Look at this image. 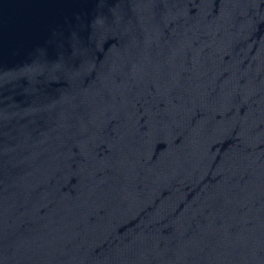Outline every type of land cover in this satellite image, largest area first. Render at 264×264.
<instances>
[{"label":"water","instance_id":"obj_1","mask_svg":"<svg viewBox=\"0 0 264 264\" xmlns=\"http://www.w3.org/2000/svg\"><path fill=\"white\" fill-rule=\"evenodd\" d=\"M0 264H264V0H0Z\"/></svg>","mask_w":264,"mask_h":264}]
</instances>
